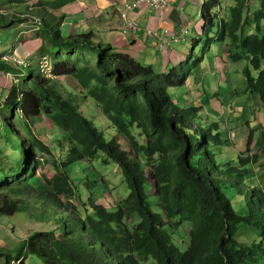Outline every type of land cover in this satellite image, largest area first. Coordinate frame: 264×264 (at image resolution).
Masks as SVG:
<instances>
[{"label": "trees", "instance_id": "1", "mask_svg": "<svg viewBox=\"0 0 264 264\" xmlns=\"http://www.w3.org/2000/svg\"><path fill=\"white\" fill-rule=\"evenodd\" d=\"M74 1L54 0L45 4L39 0L38 6L60 10ZM235 2L229 17H222L218 12L222 10L221 0H205L201 7L203 34L208 38L207 48L231 40L226 45L228 59L232 63L246 62L241 70L244 91L257 95L264 104V9L255 17L257 32L239 38L238 32L248 20L242 17L243 2ZM61 20L58 17L57 24L50 27L49 42L58 55L67 54L64 60L53 63L52 74L74 77L80 84L79 92L96 99L118 136L107 140L94 120L80 112L53 80L32 71L21 87L10 88L4 104L11 108L14 117L22 115L25 131L31 138L29 163L32 158L34 164L32 169H25L21 179L26 177V183L37 179L40 152L45 154L46 160L42 162L46 161L47 166L50 159L54 160L55 177L44 179L48 190L39 194L48 200L50 210L53 204L62 209L60 197L73 191L63 168L83 160L92 161L103 153L102 163L117 164L129 192L125 199L107 202L106 207L93 197L88 198L91 215L73 217L70 226L64 225L70 233L61 239L51 232L38 233L37 237L48 248L41 256L48 258V264H259L264 257V189L263 181L253 170L257 166L264 169V163H259L257 155H249L253 130L245 150L238 156V164L229 160L222 163L217 152L223 150L225 154L224 146L229 143L222 137L220 121L204 122L200 105H180L170 92L174 88L189 92L186 81L203 60L192 52L180 64H167L164 72H157L150 64L115 52L111 45H94L91 33L70 37L81 41L87 52H97L95 72L88 73L85 62H80L86 54L75 57L76 42L61 37ZM214 28L217 31L210 37ZM78 63L83 66L78 67ZM10 68L0 60V72L10 73L14 70ZM42 115L49 116L65 142L56 139L50 148L38 137L30 136L29 120ZM0 124L4 130L1 138L17 151L21 138L15 136L13 125L3 120ZM126 146L143 164L129 155ZM148 174L154 181L152 195L157 197L161 214L154 213L147 202L144 186ZM228 191L243 196L242 214L234 209ZM16 207L12 199L0 193V217L17 210ZM82 208L87 214V205ZM79 212L82 210L70 213L74 216ZM186 222L191 224L189 245L182 252L166 227L179 229ZM239 236L246 242H241ZM27 245L28 242L21 243L17 259H26ZM10 254L3 255L0 250V259L9 264L13 261Z\"/></svg>", "mask_w": 264, "mask_h": 264}, {"label": "rangeland", "instance_id": "2", "mask_svg": "<svg viewBox=\"0 0 264 264\" xmlns=\"http://www.w3.org/2000/svg\"><path fill=\"white\" fill-rule=\"evenodd\" d=\"M240 1L243 2L244 5L242 17L243 19L246 18L248 20L247 25L238 32V37L242 38L248 34H255L257 32L255 17L260 10L264 9V3L263 0ZM221 2L222 10H218L219 16L223 17L224 15H227L229 17L230 8L234 7L236 4L235 0H230L229 3L227 2V0H221ZM19 7L20 6H12L9 4L5 5V9L7 10H0V25H3L0 26L3 27L0 29V54H2V57L9 56L11 54L15 55V53L12 52L13 45H11V43L15 40V38L16 40H18L21 37L19 36L20 25L17 22H14L12 24L13 18H19V16H33L41 19L45 16L44 14H38L37 16L31 13H27L28 15H22L21 13L14 11ZM261 25L264 31V19L261 21ZM216 31V28H214L209 36L213 37ZM196 39L200 41L198 49H196L195 51L196 57L204 60L205 65L210 70L214 69V67L216 68L217 62H214V56L217 53L216 51L207 48V36L204 35L203 38L197 37ZM23 41L24 40H21V42ZM230 41L231 40H228L224 44L227 45V43H231ZM160 44L161 42H159V45ZM217 45L218 47H220V43H217ZM188 49L190 51L192 47ZM57 55L58 52L56 50H52L51 56L41 57V61L38 64L37 69L31 70V63L29 60H27L24 61V63L28 65L27 68L19 67L14 63H4L5 66L11 67L14 70L10 72L11 75H7L8 73L0 72V121L3 120L4 122L8 121L9 124L11 123L13 125V130L15 131V136L21 138V142L19 143L20 148L17 149V151L11 150L13 149V147L7 141L1 138V136L4 134V130L2 129L0 124V193L7 195V197H9V199H12L17 206V210L14 209L7 215L0 217V250L2 251L3 255L9 254V252H11L10 255L13 261H11L9 264H48V258L45 260L41 256V252H43L44 250L48 251V248L43 246V244L41 243V239L37 237L38 233L51 232L55 234L56 238L61 239L62 236L70 233V230L66 229L64 225L66 224L67 226H70L73 223V217L85 218L87 215H91L88 198L93 197L94 201L97 202L100 198H103L107 195L116 203H118L120 202V200L125 199L129 192L126 184L122 180L117 164L114 162H110L109 164L102 163V160L105 157L103 153H100L99 157L92 161L83 160L63 168V171L68 176V179L73 186V191L68 192L66 195H63V197H60L61 202L63 203L62 209H59L56 204H53V207H51L50 210L48 208V200L46 198H43L39 194L40 192H47L48 190L47 185L44 186V179L47 178L51 180L53 177H55L53 169L56 166V162L54 160L50 159L47 166L46 161L42 162L43 160H46V156L45 154H41L42 152H40V155H38L37 159L41 161L42 158V161L41 165L37 166L36 168L37 179L27 183L25 182L27 181L26 177L21 179L23 177L22 174H24L25 169H27L28 167L30 169L33 168L34 160L32 158L31 162L29 163V153L31 152V149L33 147L31 138L25 131V122L22 118V115L18 113L16 114V117H14L15 114H10L11 108L5 107V100H7L9 96L10 88L12 86L21 87V82L26 79L25 77H29L30 73L34 70L42 74L41 77L52 79L43 72L51 67L53 63L52 60H54ZM226 56H228V50H226ZM166 59L167 58L165 56H160L159 60L156 59L157 62L161 63V69L165 68L164 61H166ZM211 61L214 63L211 64ZM80 62H85L87 67L86 71L88 73L95 72L96 66L94 64V61L88 62L87 58H83L80 59ZM224 62H228L226 58H224ZM242 63L246 65L245 61ZM77 66L82 67L83 65L82 63H78ZM236 66H240V63H237ZM236 66H233V68H236ZM222 67L223 66L220 65V71L217 73V75L215 74V76H213V82H211L209 85V83L206 81L205 86L200 84L203 83L204 80L199 79L198 83H196L198 77L196 75V70L193 69L192 72L195 76L190 77L194 79V82L193 80H189L188 78L186 81V85L190 84V89L193 87L199 88L200 92L203 95L205 94L203 87L210 89V97L212 98V100H220L223 104L230 105V116L232 117L231 122L228 120L230 131L228 130L224 132L223 138L228 141L229 145L233 144L234 150H230L229 152H226L225 150V154L229 156V159L227 158L226 160L222 161V163H225V161H228L230 159H235L234 163L238 162V152H243L245 150L246 140L251 130H253V133L252 142L249 146V155H257L259 163H264V132H262L264 130H260L261 127L258 126V122H246L248 121L249 113H264L262 111L261 102H245L241 101V99L238 98L239 95H225L223 89L228 87L229 82H221L220 87L222 91L220 95H215L214 88L218 87V80L223 79V77H221L220 75ZM226 67H228L227 64H225V68ZM32 68H34V66ZM202 68H204V66H202ZM153 69L156 70V68ZM206 77L207 76H205V78ZM216 77L219 78L216 81L217 84L215 86H211L214 83ZM239 77L243 78L242 74H238V78ZM59 78L60 77H57V80H59ZM57 80H53V83L57 85V88L61 87L62 90L65 86ZM230 80L237 81V75H230ZM91 83L94 84L96 83V81H92ZM237 83V92H240L243 89V82L241 83L238 80ZM70 90L72 89H67V91L61 92L63 95L77 104L80 112H82L86 117L94 120L98 129L104 132L107 140L117 138V132L113 129L112 126L108 124V120L104 113L100 111L101 106L99 107L97 105L96 99L90 96L84 97L83 93L77 92L75 90L71 92ZM236 100L238 101V104L236 103ZM1 105L4 106L1 107ZM261 117L264 119V115ZM237 121L239 122L238 125L232 123ZM29 122L30 123L28 126H30V136L38 137L46 145L48 144L50 148L52 147L51 142L56 139H60L62 142H65L63 133L58 130V127L51 121L49 116L42 115L34 121L29 120ZM139 141L142 143L144 142V139L140 138ZM24 144L25 147L23 146ZM126 148L128 149V146H126ZM57 150H59L58 147ZM127 151H129L130 156L137 159L141 164H143L139 160V157L135 156L131 152L130 148ZM213 151H216V147L213 148ZM61 153L63 154V152ZM217 155L219 159L220 155L218 152ZM13 168H15V173H11ZM21 168L22 170L19 171V169ZM253 172H255V175L263 181L262 184L264 185V169L261 168L260 170V168L257 167L255 170H253ZM4 174L7 175H5L4 177ZM153 184L154 181L148 174L147 182L144 186L145 193L147 195V202L151 205L154 213L161 214L160 209L157 206V197L152 195ZM224 191H226V189H224ZM227 195L232 199V204L236 212L242 214V208L244 207L243 196L237 194L236 191H228ZM84 204L88 207L87 214H85L84 209L82 208ZM80 209L82 210V213L79 212L77 214H74V216H71L70 212H74V210L75 212H77V210ZM67 214L70 215L67 216ZM190 227L191 224L188 222L184 223L179 229L170 228L169 226L166 227L167 232L169 234H172L174 243L182 250V252L186 251L189 245L188 231L190 230ZM248 238H250V236ZM239 240L244 243L246 242V239H244L242 236H239ZM22 242H28L27 248L24 251V256L26 258L24 259V261L21 258H16L18 252L17 249L20 247ZM0 264H7L5 263L4 258L0 259ZM259 264H264V257L260 260Z\"/></svg>", "mask_w": 264, "mask_h": 264}, {"label": "crops", "instance_id": "3", "mask_svg": "<svg viewBox=\"0 0 264 264\" xmlns=\"http://www.w3.org/2000/svg\"><path fill=\"white\" fill-rule=\"evenodd\" d=\"M38 1L39 0H0V10L5 9V5L10 4L12 6H20L14 11L22 15H28L27 13L37 16L38 14L45 15L44 18H41L44 29L38 35L29 30L31 26V22L28 21L29 18H26L27 20L22 19L19 23V36L21 37H18V40L15 38L11 43V45H13L12 52L23 61L29 60L31 63V70L38 68L41 57H49L51 56L52 50H56L48 40V32L50 31V27L57 24V18L60 16L62 17L59 24L61 37L66 41L76 42L75 57L86 54L88 61H94V64H96L97 52L92 50L87 52V48L85 45L81 44V41H75L74 39H70V37L91 33L94 35L92 40L94 45H111L115 52L126 56L129 55L138 62L151 64L153 68H156L155 71L157 72H164L167 64L176 66L183 62L185 57L187 58L192 52L195 54L200 43L196 38H203L204 36V21L201 16V7L205 0H169L167 8L164 10L162 16L157 15L146 3L140 5V8L126 10L125 5L132 4L136 0H76L73 3L65 5L60 10H51L46 5L44 8L39 7ZM42 1L46 4L54 0ZM229 1L230 0H227L228 3ZM123 14H126V19H123ZM132 21L136 22V29L128 25ZM27 25L29 26L28 28H26ZM1 28L3 27H0V29ZM21 40L24 41L21 42ZM159 42L163 43L165 47L164 51L159 49ZM190 47H192V49L189 51L188 48ZM71 49H73V45H71ZM210 50H214L217 53L214 56V62H217L216 68L214 67V69L210 70L203 60L204 62L195 69L198 77L196 83H198L200 79L204 80V82L200 84L205 86V82L207 81L210 85V83L213 82V76H215V74L217 75L220 71V65H222L223 70L221 69L220 75L223 79L218 80L219 78L216 77L214 83L211 85L215 86L218 80V87L214 88L215 95H220L222 91L220 87L221 82H229L228 87L223 89L225 95H239L238 98L245 102H261L260 98L255 96V94H249L244 91L243 79L240 77L238 78V74H241L244 64L238 62L240 66H236L237 63H232L228 59V56H226V50H228L226 45L223 44L218 47L217 43H215ZM66 54L67 52L60 53L52 62L55 63L56 61L60 62L64 60ZM160 56H165L167 58L166 61H164V69H161V63L156 61V59H160ZM224 58H226L228 62H224ZM214 62L211 61V64ZM225 64H227L228 67L225 68ZM33 66L34 68H32ZM202 66H204V68H202ZM233 66H236V68H233ZM233 74H236L237 81L239 80L242 83L243 89L240 92H237V81L230 80V75ZM193 76L195 75H193L192 72L191 77ZM205 76L207 77L205 78ZM191 77H189V80L191 79L194 82V79ZM57 81L65 86L62 90L61 87H59L62 92L67 91V89H72L70 90L71 92H73V90L77 92L80 91V84L72 76H60ZM187 86L190 88V84ZM203 89L205 92L204 95L200 92L199 88L194 87L191 88L189 92L185 93H182L183 91H178V88H174L170 90V92L173 93L174 102L180 105H189L191 102L200 105L202 107L201 115H203L204 122H211L213 120L220 121L223 137L224 132L230 131L228 122V120L230 122L232 120L230 116V105L223 104L220 100H212L210 97V89L204 87ZM236 103L238 104L237 100ZM261 105L262 111L264 112V105L262 102ZM263 115L264 113H249L248 121L246 122H258V126L261 127L260 130H264V119L261 117ZM232 123L238 125L239 122ZM225 150L226 152L234 150L233 144L227 145ZM218 153L222 161L227 158L229 159V156L224 154L223 150ZM240 153L241 152H238V156ZM229 161L233 165H237L234 163L235 159H230ZM103 198H100L98 202L102 203Z\"/></svg>", "mask_w": 264, "mask_h": 264}, {"label": "built area", "instance_id": "4", "mask_svg": "<svg viewBox=\"0 0 264 264\" xmlns=\"http://www.w3.org/2000/svg\"><path fill=\"white\" fill-rule=\"evenodd\" d=\"M169 0H136L134 3L132 4H127L125 5L126 10H131V9H135V8H140V5H142L143 3L148 4L155 12L157 15L162 16L164 10L167 8V4H168ZM123 19H126V14H123ZM161 18V17H160ZM31 21V26H30V31L32 33H38L41 30L42 27V23L41 20L39 18L36 17H32L30 19ZM131 28L136 29V22L132 21L128 24ZM29 26L27 25L26 28H28ZM159 48H161L163 50V44L159 45ZM1 62L4 63H14L16 65H18L19 67L22 68H27L28 65L24 63L23 60H21L20 58H18L16 55H9V56H4L1 58ZM10 65V64H8ZM51 67L47 70H45L43 73H45L48 77H51Z\"/></svg>", "mask_w": 264, "mask_h": 264}, {"label": "clouds", "instance_id": "5", "mask_svg": "<svg viewBox=\"0 0 264 264\" xmlns=\"http://www.w3.org/2000/svg\"><path fill=\"white\" fill-rule=\"evenodd\" d=\"M19 17H20V18H17V17H16V18H13V20L18 21V20H22V19L29 18L28 21H30V19H31L33 16H32V17H29V16H19ZM36 18H38V17H36ZM39 19H40V18H39ZM26 20H27V19H26ZM40 20H41V23H42V27H41V30H40L38 33H34V34H37V35L43 31V25H44V24H43L42 19H40ZM30 22H31V21H30ZM17 23H20V22H17ZM161 44H163V43H161ZM161 44H160V45H161ZM159 49H160L161 51H164V50H165L164 45H163V50H162L161 48H159ZM0 55H1V58H2V54H0ZM0 60H1V59H0ZM52 65H53V64H52ZM52 65H51V68H53ZM39 74H40V73H39ZM7 75H11V74L8 73ZM40 75L42 76V74H40ZM44 78H45V77H44ZM50 78H52L51 80H57V77L53 76V74H52V69H51V77H50ZM261 102H262V101H261ZM262 104H263V103H262ZM263 105H264V104H263ZM241 153H242V152H241ZM241 153H240V154H241ZM240 154H239V155H240ZM235 164H238V162L235 163ZM257 167H258V166H257ZM257 167H255V169H256ZM106 199H107L108 201H107ZM98 201H99V200H98ZM98 201H97V202H98ZM102 201H103L102 203H101V202H98V203L101 204V205H103L104 207H106V203H107V202H114V203H116L112 198H110V197L107 196V195L104 196V198L102 199Z\"/></svg>", "mask_w": 264, "mask_h": 264}]
</instances>
